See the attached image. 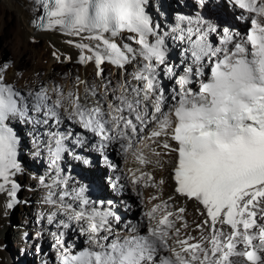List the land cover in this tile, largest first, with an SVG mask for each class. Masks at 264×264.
Masks as SVG:
<instances>
[{"label":"snow or ice","instance_id":"6c2138e0","mask_svg":"<svg viewBox=\"0 0 264 264\" xmlns=\"http://www.w3.org/2000/svg\"><path fill=\"white\" fill-rule=\"evenodd\" d=\"M231 2L252 14L253 28L230 49L214 48L199 27L181 29L178 38L188 41L192 65L176 75L174 66H168L165 39L157 32L159 25L146 11L147 0H41L44 15L39 26L49 30L59 27L75 36L87 34L88 39L98 42L76 45L93 52L82 54L81 62L94 60L99 67L108 61L124 67L142 57L144 63L133 73L137 85L126 80L107 111V88L102 95L92 86L91 95L96 99L91 102L89 88L83 102L76 93L65 96L61 89H53V100L43 88L21 96L0 75V178L4 181L0 191L11 185L7 207L13 206L18 187L10 177L21 171L19 139L10 123L17 117L34 119L29 116L31 110L43 111L44 123L48 118L60 123L66 116L104 140L119 139L125 151L139 138L142 148L135 155L141 165L153 163L143 148H151L161 157L175 153V160L167 161L173 165L175 192L197 201L210 218L196 225L201 230L199 237L186 234L181 238L176 221L183 220L185 209L170 210L169 198L145 213L146 235L105 244L102 241L108 236L100 234L108 230L111 213L89 210L82 188L75 198L85 207L69 212L68 220L86 222L83 230L96 247L76 255L65 249L61 264H241L237 258H246L247 264H264V0ZM123 32L132 34L128 36L130 43L118 45L112 37ZM232 38L225 29L224 43ZM160 65L165 66L163 75L175 78L168 97L170 106L158 78ZM194 77L199 78L198 84ZM53 138L55 148L50 154L55 165L66 149L63 135ZM155 144L166 151L159 152L152 147ZM165 163L155 161L159 168ZM138 171L139 176L133 173L130 177L133 184L154 180L151 173ZM205 226L208 235L204 234ZM224 226L230 230L223 231ZM57 245L62 247L63 240L58 238ZM162 252L166 255H160Z\"/></svg>","mask_w":264,"mask_h":264},{"label":"bare ground","instance_id":"6f19581e","mask_svg":"<svg viewBox=\"0 0 264 264\" xmlns=\"http://www.w3.org/2000/svg\"><path fill=\"white\" fill-rule=\"evenodd\" d=\"M187 1L188 3L185 2L184 4L187 9L183 12V16H185L188 21L195 22L197 18H200L204 21L205 19H207L208 22L211 21L210 24L218 22L224 23V25L229 28V33L232 34V41H237L238 35L242 34L244 29L242 24L244 23L247 25L249 24V18L253 19L252 14L248 13L245 9H241L238 5L226 0H194L195 2L193 3L191 0ZM35 8L36 4L31 0H0V75L3 76L6 83L14 86L15 89L20 92L21 96L22 94L23 96H27L29 92L39 91L43 88L47 89L49 96L55 100L56 93L53 89H61L65 96L69 92L78 94L83 102L85 89L89 88V101L91 102L96 99V97L91 95V87L95 86V90L102 95L105 94V88H107V103L111 102L114 104V95H120L122 91L121 86L126 80L133 86L137 85L138 82L133 80V73L144 63L142 57H137L135 61L124 67H118L108 61L103 62L99 67H97L94 60L81 62L80 56L82 54L92 55L93 52L87 49L82 50L76 45L81 42L96 45L98 42L88 39L87 34L75 36L62 31L59 27L49 30L39 26L41 25L39 22L34 24L35 12L37 11H35ZM146 11L149 15L156 16L158 21L160 20V23H162L161 31L162 34H164V29H167V23L162 22L163 16L156 12L153 0H147ZM211 16L215 20H213ZM231 28L236 32H233ZM206 34L207 42L214 48H227L230 44V42L224 43L225 31L223 30L217 33L215 37L216 40L214 39L215 41H213L212 33ZM129 35L132 34L123 32L116 37H112V40L118 45L129 44ZM149 40L154 42L153 37H149ZM178 40L180 41L178 45L179 52L175 54L174 57L169 58V50L165 44L164 47L166 48L168 66H174V73L176 75H182L184 72L182 66L187 65L189 67L192 65V57L189 51L190 45L188 41L179 38ZM132 46L134 48L138 47L135 43H132ZM164 67V65L158 67V78L160 85L166 89L165 98L170 106L171 101L168 100V97L175 86V78L169 79L168 76L163 75ZM188 67H184V69ZM98 72L100 74H98ZM198 81L199 78L196 80V83H198ZM105 110H108L106 106ZM165 111H167V108H165ZM29 116L34 119L25 121L17 117L10 123V126L19 139L17 161L21 166V171L10 177V179L14 180L18 185L11 208L7 207L10 200L8 190H10L11 185H5V191H0V264H17L16 261L20 255H30V257L34 255V260H36L35 264H61L62 254L65 249L69 250L71 254L74 250L82 247L95 249L96 245L95 242L90 239L88 233L83 230L84 227L87 226L86 222L78 223L68 220L69 212L72 210L80 211L83 207L79 204H74V206H72L70 198L64 195V193H61V196L59 194L58 197L57 193H54L53 187L43 178V174L46 172L41 173L43 171L41 162L29 159L31 156H42L41 152L45 150L47 155L44 157V163L50 167L53 166V157L50 154V149L55 148L54 139L51 138L50 141L47 142L49 144L45 145L44 148H42V145L44 143L43 141H45L44 135L53 137L56 132L55 129L58 131V124L50 129L51 125L57 121L55 118H52L50 123L45 124V116L43 113H36L31 110L29 111ZM49 119L51 118H48V120ZM67 120L66 116L61 118L63 122ZM29 121L31 125H28ZM19 122L23 124V126H20ZM82 129L84 130V136L90 137V132L87 129ZM95 135L97 137L95 141L85 144V154H80L78 149H74L72 153L70 152L68 154V157H71L68 160L62 152L61 159L55 165L66 168L69 167L70 171H74L75 173L78 172L77 175H80V173L82 174L80 169L88 171L89 174H82V179L77 177L74 179L75 188L72 189L77 194L83 188V194H88L87 200L97 204L98 199L97 201H92L95 199V196L96 198H110L102 182L108 175V170H112V166H109L108 169L104 167V165L99 164L97 167L93 154H99L104 157L110 148H117L123 155L122 160L116 164L118 165L121 162L120 169L122 173L116 174V179L114 178V181L108 184V186L115 188L118 196L122 195V190L124 191L123 185L125 183L136 192L140 199L141 213L145 222L144 225L140 227L128 226L127 223L120 225L119 222L117 226H112L110 224L112 222V213L116 216H120L123 212L119 213L118 210H120V208L112 206L114 200L108 199V204L110 206H107V208H110L108 212H110L111 215L108 217V230L100 234L108 236L107 240L102 241L103 243L109 244L117 239L123 241L134 235H146L148 219L145 213L155 204L169 201V198H171L169 203L170 210L177 211L181 207L185 209L182 214L183 220L176 221V226L181 229V238H184L186 234L192 237H199L201 235V230H197L196 225L202 224L204 220L210 218L207 217L203 206L197 201L186 198L175 192L176 185L172 170L173 165L167 163L169 160H175V153L161 157L153 154L151 148H143V154L153 163L141 165L135 155L142 148L139 138H134L133 148L125 151L122 147V141L119 139L104 140L101 136ZM143 135L146 136L147 133H143ZM82 136L75 134L72 141L81 144L84 142ZM26 137H28L27 139H29L30 142L29 144L26 143L28 150H26L27 152L25 153L23 144L26 141ZM145 143L151 144V141L146 140ZM170 143L173 147L176 146L175 142L170 141ZM64 147L68 149L66 144H64ZM152 147H155L161 153L166 151L160 147L159 144L152 145ZM80 155L88 156L89 160H93V162L88 164L89 167L86 163H84V165H86L85 168L83 165L81 166L82 161L80 159L82 156L80 157ZM21 157L28 167L31 166V168L33 167L37 171V175H33L24 169ZM159 159L166 162L163 168H159L155 165V161ZM101 160H104V158ZM138 170L151 173L154 180H141L140 183L133 184L130 177L133 173L139 176L140 171ZM70 171L67 172L68 177L72 173ZM90 174L95 176L92 177ZM84 175L88 176V178ZM56 176L54 169V172L49 175L48 180H55ZM90 177L93 179H90ZM161 180H163V184L159 183ZM82 181L87 183L86 186L81 185L82 183L80 182ZM0 183H4L2 178H0ZM153 197H156V199H152ZM57 202L60 205H58ZM121 203H123L122 199ZM69 205L71 208H68ZM125 209L127 208L125 207ZM12 222H14V227H12ZM64 224H68V227H65ZM184 224L187 225L186 228ZM70 228L73 230L76 229L79 233L82 232L81 239L85 246L75 245L65 239L66 231ZM30 230L32 234L29 232ZM222 230L228 232L230 228L229 226H224ZM203 231L205 235L209 234L207 226H205ZM9 234L12 235L10 240L12 246H14V248H10V258L3 252L5 242L4 236H8ZM58 238L63 240L62 247L57 245ZM53 250L57 251L56 254L54 253V256L58 257L54 262ZM161 255H166V253ZM237 259L240 260L241 264H247L246 258Z\"/></svg>","mask_w":264,"mask_h":264},{"label":"rangeland","instance_id":"374dc122","mask_svg":"<svg viewBox=\"0 0 264 264\" xmlns=\"http://www.w3.org/2000/svg\"><path fill=\"white\" fill-rule=\"evenodd\" d=\"M185 2L188 3L187 0H153L156 12H158L161 16H163L162 22L167 23V29H164L165 33L162 34V31H161L162 23H160V20L158 21L156 16L150 15L153 19V22L156 25H159V28L157 31L158 34L164 36L165 46L169 50V53H168L169 58L174 57V55L179 52L178 45L180 44V41L178 40V37L181 34V31H180L181 29L186 31L189 27H192V28L199 27V28L203 29V31L206 33H209V34L212 33L213 41L216 40L215 37H216L218 32H220L222 30L225 31V29H229V28H227L226 25H224V23L218 22V23L210 24L211 21L208 22L207 19H205V21H204L200 18H197V21H195V22L188 21V19L185 16H183V12L187 9V7L184 6ZM191 2L193 3L195 1L191 0ZM148 10H149V7H148ZM153 13H154V9H153ZM181 18H184V19H181ZM211 18L213 20H215L212 16H211ZM212 29H214V31ZM231 30L233 32H236L232 28H231ZM175 36H177V37H175ZM150 42H153V41H150ZM217 46H218V44H217ZM182 67L184 70V67H188V66L183 65ZM197 79H198V77H194V83L195 84H196ZM22 96H23V94H22ZM108 104H113V103L109 102V103L105 104V106L107 107ZM41 113H43V112H41ZM51 121H52V118L49 119L47 121V123H45V124H48ZM19 124H20V126H23V124H21L20 122H19ZM45 124H42V125H45ZM56 124H58V126H57L58 131L55 129V131H56L55 136H57V137H59L60 135L64 136L63 144H66L68 146V149H66V151H64L62 154L65 155V157L68 160L71 158V157H68V154L70 152L72 153V151L74 149H78L80 154H85L86 153V150H84L85 144L87 142H93L97 139L95 133L90 132L89 130L88 131L90 132V137L84 136V133H83L84 130L82 129V127L79 124L74 123L73 121L67 120L64 122L61 121L60 123L56 122V123L51 125L50 129L54 128ZM28 125H31L30 121H29ZM75 134H79L81 136L83 134L82 137H83L84 142L81 144L77 143V142L74 143L72 141V138L74 137ZM44 137H45V141H43L44 143L42 145L43 146L42 148H44L45 145L49 144L47 142H49L50 139L54 137V135H53V137L44 135ZM27 138L28 137H26V141L23 144V146H24L23 149H24L25 153L27 152L26 150H28L26 143L29 144V142H30L29 139H27ZM54 142H55V139H54ZM41 155L42 156H38V157H36V156L32 157L31 156V157H29V159L38 160L39 162H41V167L43 170L41 173L46 172L45 174H43L44 175L43 178L48 182V184L51 185V187H53L54 193H57V196L59 197V194L61 196V193L67 192L68 195H66V196L68 198H70L72 206H74V204L81 205L80 201L75 198L76 193L73 190L75 188V184H74L75 180L74 179H76V177L82 179V174L88 173V171L80 169L82 171V174L79 172L80 175H77L78 172L75 173L74 171H70L69 167H67V168L66 167H60L59 165H53L50 167L44 163V157H45V155H47L46 151L45 150L42 151ZM81 156L82 155H80V157ZM93 157L95 159V164H97V167L99 164L104 165V167H106L108 169H109V166L110 167L112 166V170H110V169L108 170V175L104 178V180L102 182V184H104V189L106 190V193L108 196H110V198H106V197L96 198V196H95V199H93V200L91 199V200L97 201V199H98V203L95 204V202L93 203V202L89 201V204L86 207L89 210L95 209L96 211L102 210V211L108 212V211H110V208H107V206H110L108 204V199H113L114 204L112 203V206L113 207L117 206L118 208H120V210H118V212L119 213L123 212V214H120V216H118V215L116 216L112 213V222L110 223L112 226H117L118 222L120 225L127 223L128 226H135V227L143 226L145 222H144L143 215L141 213V204H140V199H139L138 194L136 192H134L126 183L123 185L124 191L122 190L121 196H118L116 194L117 191H115V188H113L112 186H108V184H110V183H112V181H114V178L116 179V176H115L116 174H120V172L122 173V170L120 169L121 162L118 165H116L119 161L122 160L123 155H122L121 151H119L117 148H110L106 152L104 157H102L99 154H93ZM27 158H28V156H27ZM102 158H104V160H101ZM80 160L82 161L81 166L83 165L84 168L86 165L93 162V160H89L88 156H82ZM21 161H22L24 169H26L27 171H29L33 175H37V171L33 167L31 168V166L28 167V165L23 161L22 157H21ZM84 163H86V165H84ZM88 167H89V165H88ZM54 169H55V174L57 175L55 180H48L49 175H51V173L54 172ZM69 171L72 173L68 177L67 172H69ZM91 176L93 177L95 175H91ZM85 177L88 178V176H85ZM92 177H90V179H93ZM80 183H82L81 184L82 186H86V184H87L84 181H82ZM87 196H88V194H86V193L83 194V197L86 199H87ZM121 199H122L123 203H121ZM57 204H58V202H57ZM58 205H60V204H58ZM81 206L84 207L83 205H81ZM125 207L127 209H125ZM12 227H14V222H12ZM29 232L32 234L31 230ZM11 236H12L11 234H9L8 236H4L5 242H4L3 252L9 258H10V248L11 247L14 248V246H12V243L10 240ZM81 236H82V232L79 233L76 229L73 230L70 228L69 230L66 231L65 239L69 242L74 243L75 245L85 246L83 240L81 239ZM54 253L56 254L57 251L53 250V262L58 258V257L54 256ZM161 254H163V252L160 253V255ZM51 257H52V253H51ZM16 263L17 264H35L36 260H34V255H32L31 257H30V255L29 256H21L20 255L17 258Z\"/></svg>","mask_w":264,"mask_h":264}]
</instances>
